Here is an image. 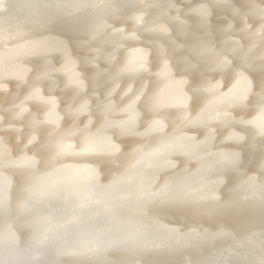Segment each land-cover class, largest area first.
Segmentation results:
<instances>
[{
	"label": "clouds",
	"instance_id": "1",
	"mask_svg": "<svg viewBox=\"0 0 264 264\" xmlns=\"http://www.w3.org/2000/svg\"><path fill=\"white\" fill-rule=\"evenodd\" d=\"M117 2L56 0L55 14L34 20L30 32L0 35V81L13 70L32 80L67 71L85 97L70 113L72 122L66 128L57 125L54 143L33 145L30 154L14 157L0 137V168L13 159L27 160L30 171L43 173L42 183L55 185L66 200L98 196L97 204L118 207L128 218L116 230L75 234L70 240L37 224L33 259L25 264H203L188 243L191 234L182 229L160 242L145 239L148 232H159L153 218L167 217L185 203L173 194L185 185L194 162L210 173H242L264 203V150L255 152L257 139L264 144V56L257 65L237 55L246 40L258 35L264 42V0H243L242 7L232 0H202L187 8L190 0H161L164 17L206 10L192 22L203 33L190 50L195 59L177 56V49L169 51L155 39L169 33L163 19L148 40L135 29L125 34L124 28H114L115 46L101 50L97 35L119 19ZM217 12L226 13L221 17L228 20L226 26L212 24ZM85 13H90V23L81 30ZM56 24L65 25L62 67L54 68L48 60L29 67V58L46 49L44 41L34 38ZM205 44L209 56L200 51ZM226 81L233 83L226 88ZM6 207L7 185L0 179V211ZM4 240L0 237V250ZM45 249L88 258L52 262L40 258ZM109 251L121 259L96 258Z\"/></svg>",
	"mask_w": 264,
	"mask_h": 264
},
{
	"label": "bare ground",
	"instance_id": "2",
	"mask_svg": "<svg viewBox=\"0 0 264 264\" xmlns=\"http://www.w3.org/2000/svg\"><path fill=\"white\" fill-rule=\"evenodd\" d=\"M175 2L180 4L183 0ZM232 2L237 7L243 6V0ZM201 3L202 0H190L185 8ZM4 4L6 11L0 12V35L7 37L30 32L34 20L50 17L56 11V0H4ZM160 4L161 0H119L115 3L119 19L112 28L101 30L97 35L101 50L115 46V38L111 35L114 28H124L125 34L135 29L148 40L154 38L150 30L158 28L163 19L169 33L155 39L169 51L177 49V56L195 59L190 50L203 33L192 22L206 10L196 9L187 15L172 12L164 17ZM222 15L226 13H214L212 24L226 26L228 20L221 18ZM89 16L90 13H85L81 17L78 25L81 30L87 29ZM64 35L65 25L56 24L36 36L34 39L46 43V49L40 56L29 58L28 66L48 60L54 68H61ZM13 43L10 40L8 46L12 47ZM208 47L205 44L200 48L205 56L210 55ZM2 50L3 45H0ZM129 55L134 53L130 50ZM237 55L259 65L262 62L260 58L264 56V42L258 35L254 40H246ZM104 67L106 65L102 63L101 68ZM0 83L6 85L0 88V137L11 147L14 157L23 151L30 154L33 145L43 147L54 143L60 132L57 125L66 128L72 122L70 113L85 99L79 92L78 83L67 71L64 75L52 71L39 80H32L13 70ZM232 83L226 81L225 87ZM98 92L103 95L102 90L98 89ZM92 95L93 89L89 88L88 97L95 104ZM262 150L264 144L257 139L255 152L259 154ZM42 176L43 173L30 171L27 160L13 159L6 167L0 168V179L7 185V207L0 211V237H6L4 248L0 250V260L8 264H25L33 259L32 249L36 246L34 226L37 224L70 240L75 234L116 230L128 219L118 207H109L103 201L97 204L98 196L66 200L55 185L43 184ZM173 195L185 203L167 217L153 218L152 223L159 232H148L145 239L160 242L177 229H182L191 234L188 243L203 264H264V203H261L256 186L249 182L247 176L242 173H210L200 170L194 162L190 165L185 185ZM36 255L39 256V251ZM40 258L54 262L88 257L68 256L55 249H45ZM96 258L101 261L119 260L121 256L109 251Z\"/></svg>",
	"mask_w": 264,
	"mask_h": 264
}]
</instances>
